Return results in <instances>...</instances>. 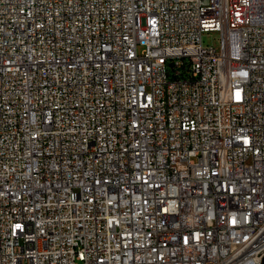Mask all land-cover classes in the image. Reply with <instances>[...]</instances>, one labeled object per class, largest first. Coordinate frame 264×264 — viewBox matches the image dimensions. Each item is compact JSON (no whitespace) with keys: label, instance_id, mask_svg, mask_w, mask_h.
Listing matches in <instances>:
<instances>
[{"label":"built area","instance_id":"built-area-1","mask_svg":"<svg viewBox=\"0 0 264 264\" xmlns=\"http://www.w3.org/2000/svg\"><path fill=\"white\" fill-rule=\"evenodd\" d=\"M262 256L264 0H0V264Z\"/></svg>","mask_w":264,"mask_h":264},{"label":"rangeland","instance_id":"rangeland-1","mask_svg":"<svg viewBox=\"0 0 264 264\" xmlns=\"http://www.w3.org/2000/svg\"><path fill=\"white\" fill-rule=\"evenodd\" d=\"M219 34L217 32H210L207 33L203 36V41L205 44H212L214 45V47H218L219 46Z\"/></svg>","mask_w":264,"mask_h":264},{"label":"water","instance_id":"water-1","mask_svg":"<svg viewBox=\"0 0 264 264\" xmlns=\"http://www.w3.org/2000/svg\"><path fill=\"white\" fill-rule=\"evenodd\" d=\"M260 264H264V256H262Z\"/></svg>","mask_w":264,"mask_h":264}]
</instances>
